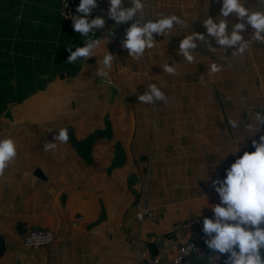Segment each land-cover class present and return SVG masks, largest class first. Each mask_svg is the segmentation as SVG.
Listing matches in <instances>:
<instances>
[{
	"label": "crops",
	"instance_id": "obj_1",
	"mask_svg": "<svg viewBox=\"0 0 264 264\" xmlns=\"http://www.w3.org/2000/svg\"><path fill=\"white\" fill-rule=\"evenodd\" d=\"M244 3L264 10L260 0ZM220 8L221 0H146L144 19L175 13L185 24L155 36V47L133 59L121 47L132 21L117 25L109 18L90 33L100 38L96 55L69 63L66 47L83 46L84 37L73 30L62 0H0V136L17 146L0 171V264L167 262L197 236L199 229L182 224L213 217L209 205L219 196L212 180L264 134V125L252 135L244 126L264 106V43L253 41L243 55L220 48L201 22ZM191 31L205 33L206 41L189 63L177 49ZM251 32L246 25L244 38ZM108 51L112 67L101 77L97 61ZM213 61L222 68L209 73ZM166 62L175 73L163 72ZM149 83L162 88L167 102L139 101ZM60 127L69 129V140L45 150ZM141 202L155 217L139 211ZM31 228L53 231L54 240L25 247ZM212 253L205 245L187 262L206 264Z\"/></svg>",
	"mask_w": 264,
	"mask_h": 264
},
{
	"label": "clouds",
	"instance_id": "obj_2",
	"mask_svg": "<svg viewBox=\"0 0 264 264\" xmlns=\"http://www.w3.org/2000/svg\"><path fill=\"white\" fill-rule=\"evenodd\" d=\"M68 2V0H67ZM66 2V4H67ZM124 0H108L107 15L115 23L123 24L132 21L124 33L121 47L126 49L129 57H141L146 49L155 47V36L166 33L174 25H183L185 20L171 13L159 15L154 19H144V0H129L128 7L123 6ZM264 3V0H260ZM65 4V5H66ZM98 0H79L76 5L77 15L68 13L72 21V28L84 37L83 46L69 49L67 61L72 63L78 58L95 56V49L99 46L100 38H93L97 29L105 26V18L93 15ZM235 13L236 22L226 19ZM202 24L208 36L214 38L216 44L224 50L232 48L233 54L243 55L253 41L264 43V10H251L245 6L244 0H221L220 13L213 17L207 14ZM230 25V27H229ZM246 25L251 26L252 32L248 39L244 38ZM112 33H109L111 37ZM205 43V33L191 31L179 40L177 54L183 60L191 63L195 57L193 50L198 42ZM206 46L214 51L211 43ZM114 57L111 51L97 61V75L103 77L107 69L112 67ZM222 65L212 62L208 65L209 73L219 72ZM163 72L173 74L175 64L166 62L162 66ZM139 101L152 104L155 101L167 102L166 94L156 83H149L146 91L138 96ZM258 109V110H257ZM244 126L250 135L260 130L264 125V106L257 108ZM232 128L238 127L236 119H228ZM255 129V131H252ZM249 136V135H248ZM54 142L44 144L48 150L56 146V142L69 140V129L60 127L53 134ZM253 151L244 150L242 155L236 156L234 161L224 170L225 175L212 180L215 192L219 196V203L209 205L213 217L204 216L202 231L205 234V244L214 253H228L225 264H264L261 249H264V134L259 139L252 140ZM241 149L232 152L239 153ZM17 155V146L11 136H0V171ZM208 204V201L205 205Z\"/></svg>",
	"mask_w": 264,
	"mask_h": 264
},
{
	"label": "built area",
	"instance_id": "obj_3",
	"mask_svg": "<svg viewBox=\"0 0 264 264\" xmlns=\"http://www.w3.org/2000/svg\"><path fill=\"white\" fill-rule=\"evenodd\" d=\"M146 0H144L145 2ZM62 0V11L65 14L71 13L73 9H76V5L79 0ZM107 2L108 0H98V6L96 10H93V15H100L105 18V26L108 22L107 15ZM125 2L129 0H124L123 6L125 7ZM66 4V5H65ZM104 26V27H105ZM137 208L139 211L146 216L155 217L156 211L146 206L144 203H137ZM202 219L201 217H195L189 221L182 224V226L195 227L200 230L195 238L181 243L176 251L175 256L170 260L165 262L158 257L148 260V264H189L187 258L191 255L199 254L205 251V234L202 231ZM54 240V233L49 229H39L31 228L23 236L22 242L27 248L43 247L50 244ZM228 253L219 254L212 253L207 256L206 264H225V259Z\"/></svg>",
	"mask_w": 264,
	"mask_h": 264
},
{
	"label": "water",
	"instance_id": "obj_4",
	"mask_svg": "<svg viewBox=\"0 0 264 264\" xmlns=\"http://www.w3.org/2000/svg\"><path fill=\"white\" fill-rule=\"evenodd\" d=\"M39 169H36L35 174H39ZM4 247H5V237L2 235V233L0 232V256L3 254L4 252Z\"/></svg>",
	"mask_w": 264,
	"mask_h": 264
},
{
	"label": "trees",
	"instance_id": "obj_5",
	"mask_svg": "<svg viewBox=\"0 0 264 264\" xmlns=\"http://www.w3.org/2000/svg\"><path fill=\"white\" fill-rule=\"evenodd\" d=\"M20 230V232L22 231L21 229H19ZM25 234V233H24ZM24 236V235H23Z\"/></svg>",
	"mask_w": 264,
	"mask_h": 264
}]
</instances>
